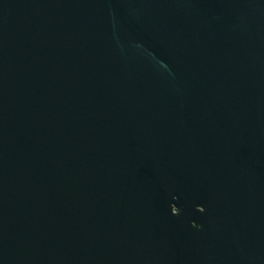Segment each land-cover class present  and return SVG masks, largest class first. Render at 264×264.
Instances as JSON below:
<instances>
[{"label":"water","instance_id":"95a60500","mask_svg":"<svg viewBox=\"0 0 264 264\" xmlns=\"http://www.w3.org/2000/svg\"><path fill=\"white\" fill-rule=\"evenodd\" d=\"M0 264H264V0H0Z\"/></svg>","mask_w":264,"mask_h":264}]
</instances>
